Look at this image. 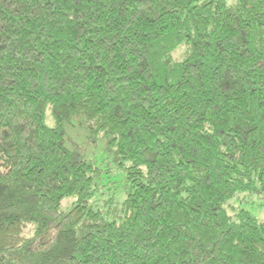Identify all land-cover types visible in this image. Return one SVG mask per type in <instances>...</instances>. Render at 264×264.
Wrapping results in <instances>:
<instances>
[{
    "label": "trees",
    "instance_id": "1",
    "mask_svg": "<svg viewBox=\"0 0 264 264\" xmlns=\"http://www.w3.org/2000/svg\"><path fill=\"white\" fill-rule=\"evenodd\" d=\"M239 194L264 200V0H0V264H264Z\"/></svg>",
    "mask_w": 264,
    "mask_h": 264
},
{
    "label": "rangeland",
    "instance_id": "2",
    "mask_svg": "<svg viewBox=\"0 0 264 264\" xmlns=\"http://www.w3.org/2000/svg\"><path fill=\"white\" fill-rule=\"evenodd\" d=\"M227 4L234 3V0H226ZM184 47L180 48L176 51L175 57L180 58L183 54ZM45 123L48 126L53 125V121L49 111L46 112ZM67 135L70 141L79 145L81 152L84 157L93 161L96 165H100L101 167L107 169L110 168L111 172H106V175L103 176V179L100 183L104 186L105 189H113L114 197H118V200L123 199V178L124 174L120 169H117L114 166V163L109 162L111 156L106 152L105 149V141L97 140L95 143L88 142L87 136L85 135V131L81 127H70L67 131ZM112 191V190H110ZM109 191V192H110ZM70 203V199H66L63 201L62 205L67 206ZM230 205L232 208H236L239 205L245 206L247 210L255 215L256 217L264 220V200H261L257 194L255 195H242L239 194L230 201ZM31 227L28 225L25 228V234H31Z\"/></svg>",
    "mask_w": 264,
    "mask_h": 264
}]
</instances>
